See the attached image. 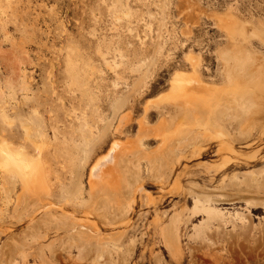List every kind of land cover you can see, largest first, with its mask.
Returning a JSON list of instances; mask_svg holds the SVG:
<instances>
[{"label":"rangeland","instance_id":"1","mask_svg":"<svg viewBox=\"0 0 264 264\" xmlns=\"http://www.w3.org/2000/svg\"><path fill=\"white\" fill-rule=\"evenodd\" d=\"M185 1L0 0V141L5 139L15 151L21 148L27 159L41 155L52 179L50 191H41L49 193L48 197L44 194L41 199V192L33 184L30 186L35 190L27 185L25 189L29 192L24 196L22 177L15 172L4 174L0 168V264H264V118L257 115L259 110L251 113L256 116V128L241 132L247 115L229 109L223 123L231 133L234 151L227 150L221 156L217 140L205 145L202 156L184 150L176 173L160 163H150L151 155L161 154H157L161 139L158 136L144 139L147 145L142 152L146 154H140V159L138 153L130 152L133 157L136 155L134 159L128 153L130 160L125 163L137 169L140 165V173L133 176L142 178L136 181L138 183L134 182L137 177L132 178L135 185H130L140 186L141 190L135 193L132 203L122 199L128 195L129 179L137 170L125 166L121 181L127 192L123 193L122 188L119 194L116 188L106 192L105 196L114 197V192L118 195L109 197L113 200L120 198L125 201L124 205L128 202L126 209L121 201L122 209H126L125 214L128 210L131 217V223L118 226L120 222L114 230L110 226L102 227L105 237L111 231L118 234L127 229L122 236L118 235L120 240L113 235L120 242L110 240L111 235L110 241L105 239L110 246L108 251L112 249L110 252L106 249L96 253L97 248L90 242L85 246L82 242L72 243L71 234L63 228L66 224L62 212L77 210L85 203L90 205L97 201V205L94 204L97 208L99 201H104L100 202L102 207L99 204L101 208L94 210L97 216L89 217L96 222L101 223L112 214L110 210L115 211L110 205L105 207L109 199L103 196L104 192L98 191L95 195L90 192L91 167L97 159L108 158L114 142L127 143L137 137V120L143 113L146 98L154 99L169 91L170 80L177 69H190L187 54H200V72L206 81L224 85L227 75L221 53L231 47L232 42L220 26V16L229 13L237 16L242 23L239 30L250 40L248 47L256 56L264 54V0H197L202 11L195 17L194 10L188 16ZM262 62L264 64V60ZM256 65L258 67V63L253 67ZM137 87L139 92H135ZM134 101L140 102L133 110L136 118L127 122L122 131H116L118 118L114 112L118 107L131 109ZM263 101L261 97L258 99L260 109L264 108ZM152 109L154 115L159 112L157 107ZM157 118L153 116V124L159 121ZM24 124H28L32 132L27 139ZM36 141L45 142L41 153ZM157 156H153L154 160ZM127 170L130 175L126 174ZM21 189L23 196L19 195ZM189 189L203 198V194L211 196L213 202L225 210L226 223L221 226L214 220L207 221L211 224L206 222L194 231L192 226L200 223L206 213L191 211L194 199L188 194ZM186 193L187 208L182 204ZM120 194H124L123 197ZM129 194L133 200V193ZM96 195L101 198L99 201L93 197ZM19 197L21 202L16 199ZM45 197L55 205L61 203L59 207L65 205L63 211L57 206L49 208L47 212L53 211L52 219V215L48 218L49 213L40 211L44 206L41 202L47 201ZM37 198L39 207L30 204L25 210L24 202L30 201L33 205ZM90 198L94 201L87 203ZM78 200L80 207L74 205ZM119 200L110 201L117 207ZM130 203L134 206H129ZM33 207L36 220L31 222L28 217H33ZM179 210L185 215L195 213L190 215V221L186 218L189 215L181 214L185 218L180 223L183 227L179 225L181 248L180 244L168 242L164 233L167 224H174L172 217ZM54 214L61 218L56 219ZM37 215L44 216L45 219L40 218L46 226L50 222L49 226L39 223L41 219ZM46 219L51 221H44ZM175 220L177 224L178 218ZM113 245L118 249L111 248Z\"/></svg>","mask_w":264,"mask_h":264},{"label":"bare ground","instance_id":"2","mask_svg":"<svg viewBox=\"0 0 264 264\" xmlns=\"http://www.w3.org/2000/svg\"><path fill=\"white\" fill-rule=\"evenodd\" d=\"M185 2H188V7H187V8H189V12H188L189 15L187 14L188 16H190V14H193V13H191L192 10H194L193 11L194 17L196 16L198 11H202L201 6L199 5L197 0H187ZM186 18H188V17H186ZM237 18L238 17L232 13L225 14V15L219 17L220 26L225 29V32L228 35V38L232 42L231 47H226L225 49H223V51L221 53V57L223 59L224 65H225V71H226V75H227L226 76L227 80L224 83V85L218 86L215 83H210V82L206 81L202 77L201 72H200V66H201V62H202L200 54L195 53V52H190L189 54H187L186 61L190 64V69H177L174 72V75L170 80L169 91L163 92L161 95H159L158 97H156L154 99H151L149 96L146 98V101L143 104V113L140 115L141 117L138 118V120H137L138 121V124H137L138 125V134H136L137 137L135 136L134 139L130 140L127 143L122 142V141H120L118 143H117V141L114 142L111 146L112 147L111 151H110L111 153L108 154V158L101 157L100 159H97L96 162H94V165L91 167L90 174H89L90 175V189H91L90 192H92L93 194L94 193L96 194L98 191L101 193L104 192L102 194H103V196H105L107 191L109 192L110 190L116 188L119 191L117 194H119L121 191L119 189H121L122 186H125V184L123 185L124 182L121 181L122 178L124 177L123 172H126V169H129L130 167H132L131 164H130L131 166L128 167L126 164L128 162L125 160H130L129 159L130 157L128 155L131 153H134V154L138 153V156H137L138 158L141 157L140 154L142 156L143 155L145 156L146 152L145 151L142 152V150L145 149V147H146L145 145H147L146 142L144 141V139L146 137L148 138L150 136L149 137L150 140L152 138L151 136H158L159 138H161L159 140L160 152L157 153V154L161 153L160 154L161 156L160 155L157 156L156 153H154V155H151L152 158H151V156L150 157L148 156L149 159L151 158L150 163H152V161H153L152 164H155V165H156V162L160 163V165H164V167L166 166L167 168H169L170 169L169 171H171L172 173H176L178 166L182 162L184 150L185 151L190 150L194 155L202 156L205 154V145L207 143H210L213 140H217L220 143V148L218 149V153H220L221 156H222V154L224 156V154L227 150L228 151H234V149L232 148L233 139L231 138V133H230L229 129L227 128V126L224 125V123H223V121L225 120L223 117L227 114V111L229 109L235 110V111H241L247 115L246 119L241 124L242 125L241 129H240L241 132H243L242 129L244 130L247 128H251V129L256 128L255 127L256 126V124H255L256 123V116L251 115L252 111L259 110L257 115H259V116L261 115L264 118V108L260 109V107L258 105V99H260V97L264 100V64L262 62L264 60V54L262 56H260V55L256 56L253 54V51H252L253 49L248 47V42H250V40L244 35V33L241 30H239V27L242 26V23L239 22V20ZM263 28H264V26H262V29ZM255 34H256V36L262 38L261 34H258V33H255ZM255 63H258V67H257V65L255 67H253V64L255 65ZM256 88H258V90H256ZM256 91H257V93H256ZM135 92H139L138 87L135 89ZM139 103L140 102H138V101H134L131 104V109L127 108V109L122 110L121 107H118L116 109V111L114 112V116H116L118 118V126L116 128V131H119V132L122 131L124 125L126 126L127 122L131 123L132 120L136 118V117L134 118V116H133V110H134V108L137 109L139 107L138 106ZM263 104H264V101H263ZM152 107H154V108L157 107V109H159V112L154 115V113L152 112L153 111ZM153 116H158L157 119H159V121L155 124L152 123ZM218 117L221 119H218ZM103 121L104 120H102V122ZM109 125L110 124L108 122V124L106 126L107 129L109 128ZM115 126H116V124H115ZM23 127H24L25 133L27 135V136H25L26 139L28 137L30 138L32 136L30 126L28 124H24ZM105 131H106V129L104 130L103 135L106 134ZM119 132H118V134H120ZM127 138H128V136H127ZM154 139H156V138H154ZM29 140H31V139H29ZM35 143H36L37 149L41 153V150H43V148H44L45 142L44 141H36ZM33 144H34V142H33ZM147 149H148V147H147ZM84 151H86V150L84 149ZM132 155L133 154H131V157H133ZM136 155H134L133 159L136 157ZM153 156L154 157L157 156L156 158H158V159L154 160L155 158H153ZM142 158H145V157H142ZM123 162L124 163L126 162L125 163L126 165L125 164L123 165ZM133 162H134V160H133ZM91 163H92V161H91ZM148 163H149V161H148ZM125 166H127L128 168H126ZM123 167L126 168L124 171H123V169H124ZM0 168L3 169L2 171H5L4 174L13 175L14 174L13 172H15L22 177V180L21 179L20 180H21V183L23 184V185L21 184V186H24V188H23L24 196H25V192L27 193V191H28V188H26L27 189L26 190L25 187H27V185L30 186V184H33V186L36 187L35 189H39V191L37 190L38 192H41L42 190L50 191L49 188H50V185L52 184L51 183L52 179L49 178L48 170L45 166V163H43V161L41 159V155H39L37 157V159H27V157L25 156V154L21 148H19L17 151H15L5 139L0 141ZM132 168H134V167H132ZM140 168L141 167L139 165L138 169H140ZM134 169L136 170L137 168L135 167ZM138 169L136 170L135 173H132V175H131L132 177L130 179H129L130 176L127 177L130 181V183H128L129 181H127V183L129 185L131 183L134 184V182H136V181H139V182L141 181L142 178L140 177L141 178L140 179L138 177V175L136 176L137 178L135 176H133V174H136L139 171ZM133 170H130V171L134 172ZM54 172L57 173V170L54 169ZM128 172L129 171L127 170L126 174L130 175V173L128 174ZM139 173H140V171H139ZM224 176H225V174H224ZM132 178H134V179L136 178V180L134 181V180H132ZM175 181L176 180H174V182ZM136 183H138V182H136ZM120 184H121V187H120ZM133 186L131 187V185H130L129 188H131V189L130 190L127 189L129 192H127V190H123L124 187L122 188V190L124 191L123 193L127 192L128 195H131V196H132V194H129V193H133V197H132L133 200H131V198H130L131 196L129 197L127 194L126 195L123 194L125 197L122 199H129L128 200L129 202L135 201L134 200V198H136L135 193L137 191H140L141 187L139 186V187L133 188ZM13 187H14V185H13ZM30 187H32V185ZM34 187H32V188L34 189ZM163 187H164V185H163ZM163 187H162V189H164ZM178 187H180V186H178ZM32 188H30V189H32ZM132 188H133V191H132ZM6 189H8V187ZM14 189H16V188H14ZM186 189L188 190V188H186ZM23 191L21 189V193L19 194L20 196H23V194H22ZM113 191H112V193H113ZM143 191H145V190H143ZM143 191H141V192H143ZM33 192H36V191H33ZM33 192H32V194H33ZM99 192L97 194H99ZM121 193H122V191H121ZM189 193L192 195V197L194 199L193 200L194 208L190 207L191 211L192 210L196 211V212L204 211L206 213V216L204 218H202L200 223H196L192 226V227H194L193 228L194 231L196 229H200L199 227L201 225H203L204 223H205V225L207 223H210V222L212 223L213 220L217 222V225H221V226H222V224L226 223L225 222V218H226L225 210L223 208H219L217 206V204H215L213 202V198L211 196H208L207 194L206 195L203 194V196H205L203 198L202 196H200V193L196 194V193H193V191L190 192V189L188 191V194ZM40 194L39 195H40V197L42 196L41 197V199H42V198H44L43 197L44 194H45V196L48 197L49 193L48 194L47 193L42 194V192H41ZM114 194H115L114 197L111 194H110V196L112 198H116L115 196L118 197V195L115 192H114ZM188 194L186 193V195L184 197V202L182 203L183 205H185L186 208L188 207V206H186V199H187ZM36 195H37V193H36ZM100 195H98V196L100 197ZM123 195L120 194V197H123ZM110 196L109 195L105 196V198L107 197L109 199V200H107L108 201L107 203H109V204H106L105 207L107 208V205H110L111 209L114 208L115 211L110 210V208H108L112 212V214L111 213L109 214V212H110L109 211L108 212L109 215L106 216L105 220H103V221L101 220L102 221L101 223L96 222L94 219L90 220V218H91L90 215L94 214V210H96L97 208L100 207L99 204L102 207L101 203L104 201L103 200L101 201L100 200L101 198L99 199L97 197V195L93 196L94 198L97 197L98 201L100 200L99 204H98L99 207L97 206V208L94 207V204L97 205L96 199H95L96 202L95 203L93 202V204H90V205L83 203L85 206L87 205L86 207L84 206L85 208L80 205L81 201H79L80 200L79 198H77V199H79L78 203H77L79 206L76 204L77 199H75L76 201L74 202V205H76L77 207H80V206L83 207L82 210L80 209L81 208L80 207L77 209V210H80L79 212L76 210V208L73 209L72 211L71 210L70 211L65 210L64 212H62V217L65 218V224H66V226L64 225L65 227H63V228H65L69 232V234H71L72 237L70 235L69 236L73 240H71L68 236H66V235H68L67 232H65L66 235L65 234H62V235L59 234V235L67 237L68 240L72 241V243H74L76 241L79 242V244L84 243V244H82L84 246L86 245V242L88 243V245H89V242L91 244L93 243L94 244L93 246H95L99 250L98 251L95 248L97 251L96 253H102V251H104L106 249H107L106 251H108V247H110V246H109V243L105 242V239L109 240V238H110L109 236L111 235L110 240L114 239V241L115 240L117 241V238L115 239L114 237L115 236L117 237L118 235L122 236L121 233L124 234L127 229L123 230V231H118V234L116 233L117 235L113 234L112 233L113 231H111V233L108 232V233H110V235L109 236L107 235L108 237H105L106 235L103 234L104 231L102 230V227L110 226L114 230V228L120 222H122V223L119 224L118 226H120V225L125 226V225L131 223V217H130V215H128L130 212L128 213L127 212L128 210H127L126 211L127 214L124 213L125 210L127 209V205H128L127 203L128 202H126V205H124V202H125L124 200H121L120 198H119L120 200L119 199L113 200V199L109 198ZM126 196H127V198H126ZM149 196H150V193H149ZM47 197H45V198H47ZM78 197H79V195H78ZM20 198L21 197L16 198V199L20 200V202H21L22 198L21 199ZM39 198L34 199L35 202H36V200H37V202L35 203L36 205L34 203L32 205V203H29L30 201H28V204H25L24 201L25 200L27 201V199L25 197L24 201H23L24 202L23 207L26 206L25 210L28 209L27 206H29V208H30V204H31V206L38 208L39 207L38 203H40L38 200ZM149 199H151V197H149ZM157 199H158V197H157ZM110 200L115 201V202L112 201L113 203H116V201L119 200L118 204H116L117 207H114V205L112 204V202ZM33 201H31V202H33ZM47 201H48V198H47ZM47 201L44 203L41 202V204H44V206L42 207V209L40 211L47 212L50 210L49 209L50 207H55V206H57L58 208H62V211H63V206H65V205H63L62 207L61 206L59 207V205H61V203L59 205H55V203H51V202H49V201L47 202ZM52 201H54V200H52ZM67 201H65V203ZM88 201H87V203H92V201H94V199H91L90 202H88ZM121 201H123L122 202L123 206H126V209L125 208L122 209ZM157 201L160 202L159 200H157ZM55 202L59 203L57 201H55ZM70 202H72V201H70ZM110 202L112 205L110 204ZM147 202H149V200ZM158 202H156V203H158ZM65 203H62V204H65ZM131 203L129 206L132 205ZM135 203H137V202H135ZM149 203L151 204L152 202H149ZM156 203L154 202V204H156ZM146 204H148V203H146ZM18 205L19 204H16L17 207H18ZM133 206H131V207H133ZM23 207H21V208H23ZM34 207L31 209V210L34 209L33 211H31V214L33 212V217L31 215L28 217V218L31 217L29 219L31 222L34 219L36 220V218H34V216H35V208ZM93 207H94V209H93ZM66 208L67 207H64V209H66ZM91 208L93 210H91ZM67 209H70V208H67ZM23 210H24V208L21 211H23ZM134 210H135V208H134ZM105 211H107V210L105 209L103 211L104 214H107ZM130 211H133V210L130 209ZM52 212H47V213H49L48 218L51 217L50 215H52L51 219L53 218V214H50ZM100 212H102V211H100ZM181 212L182 211L179 210L173 215L172 218H174L173 219L174 221H172V219H171V221L174 222V224L170 223L164 227V233L166 235V239L168 242L173 241L176 244H180V238L181 237H180V233H179V231H180L179 225L182 224L181 219L184 218V216L183 217L181 216V214H183ZM97 213L99 214V211H97ZM193 214H195V213L192 212V214H190V215L192 216ZM119 215L120 216L122 215L125 217L120 218ZM183 215H185V213ZM188 215L189 214L185 215V217ZM190 215L188 217H186L187 219H189L188 221H190V218H191ZM229 215L231 216L232 214L230 213ZM38 216L39 215H37L36 217L38 218ZM55 216H57V215L54 214V217ZM58 216H60V215H58ZM58 216L56 217V219L61 218ZM93 216H97V215L94 214ZM40 217L45 219L44 216L43 217L39 216V218ZM100 218H102V217L100 216ZM118 218H120V220ZM176 218H178V221H179V222H177V224H175ZM51 219H48V220L46 219L44 221H51ZM88 219L90 221H88ZM115 219H117V220H115ZM187 219L185 221H187ZM97 220H99V219H97ZM41 221H42V219H41ZM41 221L39 223H41V224L44 223L46 226V222H43V221L41 222ZM54 221H53V223H55ZM207 221H210V222H207ZM31 222H29V223H31ZM186 223L187 222H185V224ZM243 223H245V222H243ZM49 224H50V222L47 225L49 226ZM54 225H55V227L57 226L56 224H54ZM48 226H46V227H48ZM50 226H52V225H50ZM53 226L51 228H53V230H54L55 227H53ZM59 226H57V227L60 229L61 227H59ZM221 226H220V228H221ZM223 226H225V225H223ZM181 227H183V226L181 225ZM51 228L49 227V230H51ZM126 228H128V227H126ZM204 229L206 230V226H204ZM118 230H121V229H118ZM215 230L216 229H214V231ZM57 231H59V230L57 229ZM208 231H210V229ZM50 232H52V231H50ZM115 232H117V231H115ZM198 232L196 234H198ZM113 235H115V236H113ZM61 236L59 238H62ZM119 238H120V236H118V239ZM114 246L115 245L111 246V248L116 247V246L115 247ZM179 246L181 248V244ZM168 247H169V245H168ZM116 248L118 249V247H116ZM93 249H94V247H93ZM175 249H176V247H175ZM110 250H112V249L109 248L108 252H110ZM105 254L106 253H104V255ZM98 255H101V254H98ZM100 257H102V255Z\"/></svg>","mask_w":264,"mask_h":264}]
</instances>
